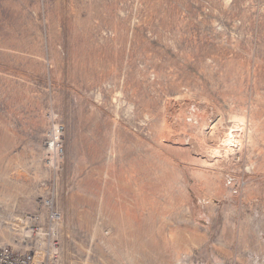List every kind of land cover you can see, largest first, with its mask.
<instances>
[{"label": "rangeland", "instance_id": "374dc122", "mask_svg": "<svg viewBox=\"0 0 264 264\" xmlns=\"http://www.w3.org/2000/svg\"><path fill=\"white\" fill-rule=\"evenodd\" d=\"M49 240L264 264V0H0V247Z\"/></svg>", "mask_w": 264, "mask_h": 264}, {"label": "built area", "instance_id": "2783aa9c", "mask_svg": "<svg viewBox=\"0 0 264 264\" xmlns=\"http://www.w3.org/2000/svg\"><path fill=\"white\" fill-rule=\"evenodd\" d=\"M57 156L62 153V149L58 148ZM45 206L52 208L50 200L45 201ZM61 219V215L53 213L52 220L57 222ZM27 244V242H25ZM35 245L29 250L21 251L12 247H0V264H58L59 247L53 240L48 241L46 247H38Z\"/></svg>", "mask_w": 264, "mask_h": 264}]
</instances>
